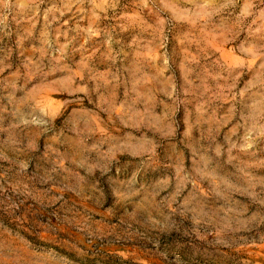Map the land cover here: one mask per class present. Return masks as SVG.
I'll list each match as a JSON object with an SVG mask.
<instances>
[{
	"label": "rangeland",
	"instance_id": "rangeland-1",
	"mask_svg": "<svg viewBox=\"0 0 264 264\" xmlns=\"http://www.w3.org/2000/svg\"><path fill=\"white\" fill-rule=\"evenodd\" d=\"M0 264H264V0H0Z\"/></svg>",
	"mask_w": 264,
	"mask_h": 264
}]
</instances>
